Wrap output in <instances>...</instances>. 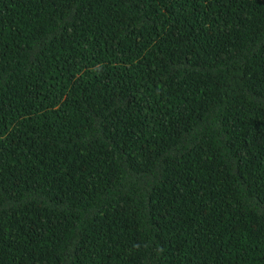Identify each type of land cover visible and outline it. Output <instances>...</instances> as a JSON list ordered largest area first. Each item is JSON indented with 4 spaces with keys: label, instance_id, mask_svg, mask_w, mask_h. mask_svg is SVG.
I'll return each instance as SVG.
<instances>
[{
    "label": "trees",
    "instance_id": "obj_1",
    "mask_svg": "<svg viewBox=\"0 0 264 264\" xmlns=\"http://www.w3.org/2000/svg\"><path fill=\"white\" fill-rule=\"evenodd\" d=\"M0 264H264V0H0Z\"/></svg>",
    "mask_w": 264,
    "mask_h": 264
}]
</instances>
